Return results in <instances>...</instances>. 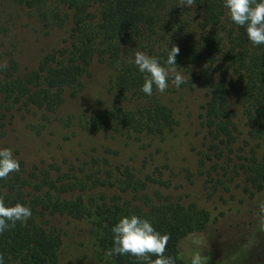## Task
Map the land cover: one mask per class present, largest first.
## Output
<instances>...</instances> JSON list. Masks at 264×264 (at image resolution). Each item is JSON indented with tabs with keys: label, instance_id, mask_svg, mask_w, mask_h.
Wrapping results in <instances>:
<instances>
[{
	"label": "trees",
	"instance_id": "obj_1",
	"mask_svg": "<svg viewBox=\"0 0 264 264\" xmlns=\"http://www.w3.org/2000/svg\"><path fill=\"white\" fill-rule=\"evenodd\" d=\"M179 4L180 0H0L1 33L8 34L22 20L46 32L64 33L61 45L47 51L35 68H23L14 51L0 42V64H7L0 68V148L18 116L41 112L49 122L67 95L78 96L96 60L114 71L111 82L118 98L88 126L163 136L177 124L174 110L155 88L151 96L141 91L144 74L134 57L143 51L163 60L175 46L180 49V71L191 72L179 89L199 90L205 97L200 113L204 146L198 150L196 172L187 174L204 177L209 196L221 185L229 189L236 178L246 183L244 191L252 196L263 191L264 153L259 155L255 147L247 150L248 142L241 141L232 90L239 89L251 135L261 138L264 44L254 46L245 29L231 22L224 0H195L190 8ZM19 161V171L0 179V198L9 205L29 206L32 215L0 234L4 264H59L64 236L56 220L60 217L91 219L98 246L114 264H148L131 254H109L112 227L132 214L169 234L165 255L174 257L176 264H188L181 242L200 233L210 220L209 211L194 202L162 196L159 190L155 196L151 193L153 184L171 186L162 168L140 176L130 165L100 158L66 170L55 164L28 169L23 159ZM101 187L103 191L92 193ZM114 187V195L105 191ZM128 194L132 197H125Z\"/></svg>",
	"mask_w": 264,
	"mask_h": 264
},
{
	"label": "rangeland",
	"instance_id": "obj_2",
	"mask_svg": "<svg viewBox=\"0 0 264 264\" xmlns=\"http://www.w3.org/2000/svg\"><path fill=\"white\" fill-rule=\"evenodd\" d=\"M63 37L60 30L46 32L39 24L33 21L27 24L24 20L8 34L0 31V42H4L7 51H14L23 68H35L47 51L61 45ZM91 70L86 88L76 97L67 95L65 103L51 115L49 122L43 119L41 112L18 116L3 147L11 148L28 169L55 164L66 170L97 158L108 159L115 165H130L140 176L162 168L164 179L172 183L170 187L153 184L150 191L154 196L159 190L162 196L183 203L194 202L209 211L210 220L198 233L205 237L204 264H261L264 247L260 239L264 240V231L259 227V205L264 202V190L252 196L244 191L246 183L236 178L230 182L229 189L221 185L209 196L204 177L187 174L196 172L198 150L204 146L205 130L200 119L204 94L187 88L174 90V85L164 93L157 91L162 101L173 108L177 122L163 136L109 128L97 130L88 126L89 120L111 108L118 96L111 82L114 71L107 63L96 60ZM182 72L186 77L191 74L186 69ZM232 106L242 132L241 141L248 142L247 150L255 147L259 155L263 154L264 135L261 138L251 135L238 87L232 90ZM103 190L97 188L92 193ZM105 191L110 195L118 193L115 187ZM56 220L64 229L59 264H114L98 246L91 219L60 217ZM189 237L180 245L188 264Z\"/></svg>",
	"mask_w": 264,
	"mask_h": 264
},
{
	"label": "clouds",
	"instance_id": "obj_3",
	"mask_svg": "<svg viewBox=\"0 0 264 264\" xmlns=\"http://www.w3.org/2000/svg\"><path fill=\"white\" fill-rule=\"evenodd\" d=\"M194 3L195 0H180L179 6L190 8ZM224 7L228 10L231 22L245 29L248 40L254 46L264 44V0H224ZM179 51L175 46L169 48L163 60L143 51L135 53L134 64L144 74L141 91L145 95L151 96L154 88L164 93L170 84L179 89L185 83V75L176 61ZM5 67L6 63L0 64V68ZM19 168L20 161L13 150L0 148V179L19 171ZM31 215L29 206L22 203L9 205L0 198V234L17 221H27ZM259 217V227L264 231V202L259 205ZM111 231L113 247L109 251L110 255L131 254L148 264H176L174 257L165 255L170 235L158 231L151 220L135 214L126 215L119 219ZM189 242L190 264H204L205 237L202 234H191ZM152 257L155 259L152 260ZM0 264H4L3 256H0Z\"/></svg>",
	"mask_w": 264,
	"mask_h": 264
}]
</instances>
